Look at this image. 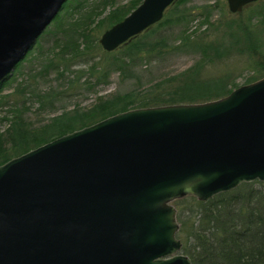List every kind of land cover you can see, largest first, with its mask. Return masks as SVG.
I'll return each mask as SVG.
<instances>
[{
    "label": "water",
    "instance_id": "obj_1",
    "mask_svg": "<svg viewBox=\"0 0 264 264\" xmlns=\"http://www.w3.org/2000/svg\"><path fill=\"white\" fill-rule=\"evenodd\" d=\"M176 0H142L105 31L113 52ZM231 14L259 0H226ZM67 0H0V87ZM264 183V77L199 104L137 108L0 166V264H192L174 201Z\"/></svg>",
    "mask_w": 264,
    "mask_h": 264
},
{
    "label": "trees",
    "instance_id": "obj_2",
    "mask_svg": "<svg viewBox=\"0 0 264 264\" xmlns=\"http://www.w3.org/2000/svg\"><path fill=\"white\" fill-rule=\"evenodd\" d=\"M91 1L67 0L53 22L56 32L46 53L47 62L31 76L32 85L18 83L16 92L22 98L28 93L36 96L39 108L43 110V105L59 99L60 92H36L37 81L47 76L49 70L57 71L58 79L63 78L73 61L78 63V77L75 75L69 87L78 82V88L87 86V90H91L93 86L106 84L113 74H119L121 82L136 80V87L99 97L90 107L78 106L64 111L38 127L23 118L22 111L26 108L21 110L20 106L12 104L7 112L10 125L0 133V166L118 113L223 98L240 87L233 79V71H208L215 62H224L233 55L256 59L249 66L253 76L244 85L264 77V0L246 6L236 14L239 20L232 15H218L214 19L220 9L219 0L191 7L188 6L191 0H176L167 8L161 21L113 52H105L100 47L98 36L122 21L142 0H129L117 6L115 0ZM244 11L249 12L246 18H242ZM196 20L200 21L198 29L192 30L191 25ZM51 33L46 30L37 44ZM169 54L191 56L195 62L176 74L152 77L143 88L134 74L135 68L143 65L147 68ZM11 81L2 84L0 91ZM5 99L0 100L1 108L7 104ZM174 206L179 225L176 237L181 241L182 255L190 258L192 264H264L263 182L243 183L205 202L187 196L175 201Z\"/></svg>",
    "mask_w": 264,
    "mask_h": 264
},
{
    "label": "rangeland",
    "instance_id": "obj_3",
    "mask_svg": "<svg viewBox=\"0 0 264 264\" xmlns=\"http://www.w3.org/2000/svg\"><path fill=\"white\" fill-rule=\"evenodd\" d=\"M128 1L129 0H115V4L116 6L122 5L127 3ZM216 1L217 0H191L188 3V6H202L205 4H213ZM91 2L94 3L95 0H92ZM218 3L220 9L216 11L214 19L217 18L218 15H232L233 18L237 17L236 20H239L236 14L229 13L226 0H219ZM62 10L60 11V13L62 12ZM107 12L108 9L105 11V14ZM222 13H225V15H223ZM248 13L249 12L244 11L242 13V18H246L248 16ZM54 20L46 29L49 32L52 31V33L48 37L41 38L38 42L39 46L36 42L32 50L15 68L12 76L8 79H12L10 84L0 91V100L5 99L6 97V99L3 101H7V104H5L2 108L0 107V133H2L10 125V115H8L7 112L12 104H17L18 106H20L21 110L26 108L27 110L22 111L23 118L29 124L38 127L46 123L50 118L62 114L64 111L73 110L78 106H81V108H87L90 107L99 97H108L117 92H127L133 87H136V80L121 82V77L119 74H113L108 79V82L106 84L93 86L91 90H87V86L78 88V82H74L72 86L69 87L68 84L70 81H73L75 79V75L78 77V74L76 73V71L78 70V63L73 61L69 64V71L65 73L63 78L58 79L57 71L49 70L47 76L37 81V86L35 88L36 92H40L41 94H47L50 92H57L58 94L60 92V95L58 96L59 99L57 101L42 106L44 111L39 108V103L38 101H36V96L32 97L30 93H28L26 97L22 98V95L16 92L18 83L32 85L33 79H31V76L36 74L41 69L43 64H45L48 60L46 57V53L54 39L53 33L56 32V25L53 23ZM199 22L200 21L196 20L192 23V30L198 29ZM100 36L101 34L98 36L99 39ZM101 51L103 52L102 49ZM253 60L256 59L244 55H233L224 62H215L214 66H211V69H209L208 72L221 73L222 71L229 69L233 71L232 76L235 83L241 86L244 85L248 78L253 76V72L249 68ZM194 62L195 59L191 56L169 54L164 60L155 62L147 68L144 65L142 67L135 68L134 74L143 84V88H146V86H148L149 84L148 81L152 77L161 78L163 77V75L176 74L187 69L188 67L193 65ZM85 64L90 65L91 63L86 62ZM61 69L62 66L60 67V70ZM30 71L32 73H30ZM90 83L93 84L94 80H90ZM24 99L25 103L23 104L22 102L24 101ZM48 100L50 101V99ZM4 117L8 119L6 121L2 120V118ZM180 254H182L181 251Z\"/></svg>",
    "mask_w": 264,
    "mask_h": 264
},
{
    "label": "bare ground",
    "instance_id": "obj_4",
    "mask_svg": "<svg viewBox=\"0 0 264 264\" xmlns=\"http://www.w3.org/2000/svg\"><path fill=\"white\" fill-rule=\"evenodd\" d=\"M177 201V200H176ZM175 202V201H174ZM174 202L172 203L174 205ZM175 207V206H174ZM176 209V208H175Z\"/></svg>",
    "mask_w": 264,
    "mask_h": 264
}]
</instances>
